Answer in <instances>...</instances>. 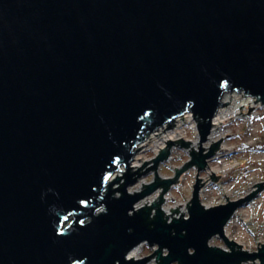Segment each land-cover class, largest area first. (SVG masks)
Returning a JSON list of instances; mask_svg holds the SVG:
<instances>
[{"label":"water","instance_id":"1","mask_svg":"<svg viewBox=\"0 0 264 264\" xmlns=\"http://www.w3.org/2000/svg\"><path fill=\"white\" fill-rule=\"evenodd\" d=\"M234 90L264 104V0H0V264H146L156 253L158 264H264V244L251 253L225 233L264 182L206 208L198 173L188 219L168 223L161 209L170 185L220 148L223 138L203 154L202 142ZM188 111L201 135L192 160L162 180L169 148L192 143L169 140L131 172L145 136ZM151 169L155 182L129 193ZM159 186L160 201L134 209ZM142 243L159 249L128 259Z\"/></svg>","mask_w":264,"mask_h":264},{"label":"rangeland","instance_id":"2","mask_svg":"<svg viewBox=\"0 0 264 264\" xmlns=\"http://www.w3.org/2000/svg\"><path fill=\"white\" fill-rule=\"evenodd\" d=\"M230 96L238 98V102L235 104L238 114L232 118L225 119L221 125V130L218 131V134L215 133L218 136L217 140L223 138L221 141L223 150L217 154V158L211 161L207 168L201 170L202 172L198 171L197 166H192L182 175L179 185L173 189L171 188L168 195L175 202L171 204L173 208L179 203L184 204L192 200L198 173V178L202 179L201 182L207 181L203 186V191L200 192L206 198V205L214 202H216L214 203L215 205L227 203V197H229V201L237 200L239 197H246L258 189V186L254 185L264 182V104L256 97L247 95L243 90L225 92L226 98ZM187 127L180 130L184 136L183 139L186 142H193L195 144L194 150L199 152L201 135L200 133L198 135L197 131L191 127V124ZM176 129L178 130L179 128ZM177 136H179V131L168 135L167 141L171 138L175 140ZM206 141L202 142V147L205 148L204 145L206 146V151L204 150L203 154L210 150L209 147L212 144ZM165 143H161V146ZM180 146L182 145L172 146L173 150L177 152L173 154L174 157L171 159L173 161H167L166 165L162 164V167L157 170L159 177H173L175 169L183 167L187 163L186 161L191 158L184 150V147ZM143 152L141 155L145 153ZM154 156L155 154L150 152L146 155L145 160L150 161L156 157ZM141 160L143 161L144 159L142 158ZM142 166L140 165V167ZM120 168L126 171V167L123 164ZM213 172L215 176L221 175L217 182L212 181L211 175H213ZM154 180L155 174L149 172L148 174L146 173L143 182L146 185H150ZM142 186L140 185L138 189L134 187L131 190H135V188L139 190ZM155 198L156 193H153L149 200L152 201ZM166 207L170 206L165 205L164 208ZM72 220L73 217H70L69 221L71 222ZM227 235L239 245L246 246L247 249L253 251L258 248L259 243V246L264 244V191L260 193L258 191L255 198L237 210L235 218L227 226ZM209 244L227 248L226 244L218 236L210 239ZM146 246L148 245L143 247L142 256L149 255L148 253L153 251L152 248Z\"/></svg>","mask_w":264,"mask_h":264},{"label":"built area","instance_id":"3","mask_svg":"<svg viewBox=\"0 0 264 264\" xmlns=\"http://www.w3.org/2000/svg\"><path fill=\"white\" fill-rule=\"evenodd\" d=\"M222 108V106L218 109V111L220 110ZM218 111H217V113H218ZM216 113V114H217ZM216 116V115H215ZM215 116H214V118H215ZM214 118H213V120H212V123L214 122ZM183 120V121H182ZM184 120H187L188 122L187 123H185L184 125H183V122H184ZM179 125V129L177 130V131H179V136H177L176 137V139L174 140V141H178V139H181V138H183L184 136H183V134L181 133V129L183 128V129H185L189 124H191V127L192 128H194L196 131H197V133H198V135H199V129H198V122L194 119V115H193V113L191 112V111H188V112H186V113H184L183 115H181V116H178V117H176L175 119H174V121H173V123L171 124V126H173V128H169V130L170 131H173V130H175V125ZM183 125V126H182ZM162 127H165V128H168V123H166V124H164ZM161 127V128H162ZM160 128V127H159ZM158 128V129H159ZM188 128V127H187ZM157 129V130H158ZM212 129H213V127H212ZM156 131V130H155ZM157 132V131H156ZM211 132H212V130H211ZM187 133V132H186ZM214 136H212L211 134L208 136V139H209V137L211 136V138L208 140L207 139V141L206 142H211L212 144L213 143H216V142H218L219 140H221V139H216L218 136H216L215 134H213ZM150 136H152V133H149L148 135H146L145 136V138H144V140L141 142V143H139L138 145H141L143 142H145V140L147 139V138H149ZM173 141V140H172ZM205 142V143H206ZM166 144H167V142L164 144V145H162L161 146V144H159V146H157L156 144H153V146H151V147H149L148 148V150L147 151H145V153L143 154V155H141V159L143 158L144 160V162L142 163L141 162V166L142 165H144V163L146 162V160H145V157H146V155L148 154V153H150V152H152V153H154L155 154V158H157L158 157V155L160 154V149H164V148H166L167 146H166ZM221 144H222V142L220 143V148L218 149V150H216V153L215 154H213L210 158H207L206 159V162H207V166L209 165V163L211 162V161H213V160H215L216 158H217V154H219L220 153V151H222L223 150V148L221 147ZM137 145V146H138ZM168 145V144H167ZM173 145H175V144H173ZM172 145V146H173ZM181 145V144H180ZM161 146V148H159ZM172 146L169 148V151H170V153H169V155H168V157L165 159V160H163V161H161L160 163H159V167H157V170L159 169V168H161L162 167V164H164V165H166L167 163V161H170L173 157H174V155L173 154H175L176 152L173 150V148H172ZM179 146V145H178ZM181 147V146H180ZM184 147V150L186 151V153L188 154V155H190L191 156V158L189 159V160H187L186 162L188 163V162H190L191 160H192V155H191V153L189 152V150H191V149H193L194 150V143L192 142V144L190 143V146L188 147V148H186L185 146H183ZM204 147L206 148V146L204 145ZM210 148V147H209ZM180 149V148H179ZM182 150H183V148H182ZM206 151V150H205ZM137 154V153H136ZM136 154H135V156H136ZM205 154V153H204ZM135 156H133L132 157V159H131V161H130V167H133L132 169H131V172H135L136 170H138V168H136L135 167V165H136V163H134V157ZM155 158H153V159H155ZM177 158V157H176ZM152 159V160H153ZM171 161H173V160H171ZM170 161V162H171ZM148 162H150V161H148ZM185 162V163H186ZM124 165V164H123ZM152 165H154V161H152V162H150V163H148V165L147 166H145L144 168H143V170L142 171H145L148 167H150V166H152ZM125 166V165H124ZM194 166H196V165H194ZM207 166H206V168H207ZM197 168H198V166H197ZM120 170H122L120 167H119V169L113 174V175H111L112 176V181L118 176V177H121L122 176V174L124 173V172H127V168H126V171H124V170H122V171H120ZM198 171L200 172L201 170H199V168H198ZM149 172L150 173H154L155 174V172H156V169H151V170H149ZM149 172H147V174L149 173ZM175 174H176V169H175ZM202 172V171H201ZM157 173H158V171H157ZM175 174H174V176L173 177H168V178H161L162 180L163 179H171V178H174L175 177ZM201 175V174H200ZM111 176L109 177V179L111 178ZM146 176V174H142L140 177H138L137 178V180L133 183V184H131V185H129L128 186V192L129 193H131V194H135V192H141V191H144L147 187H144V185H143V183L146 185V183L145 182H143V180H144V177ZM158 176H159V174H158ZM136 176L134 175V176H132V178H135ZM155 177H156V174H155ZM181 178H182V176L179 178V180H177V181H179L178 183H172L171 185H170V188H168V190L163 194V198L165 199V201L161 204V209L164 211V213L167 215V216H169L167 213H170V214H172V215H174L173 214V211L171 210V209H177L178 208V206H180V205H183L182 207H179V209L182 211V212H180L178 215H175V216H173V217H169L168 218V220H167V222L168 223H171L172 222V220H173V218L174 217H176V219H179L180 217H181V214L182 213H185L184 214V219H188L189 217H190V212H189V209H188V206H187V204L191 201H188L187 203H184V204H182V203H179L176 207H172V203H175V202H173V199L172 198H169V192H170V189L172 188H174V187H176V186H178L179 185V183H180V181H181ZM108 179V180H109ZM112 181H107V183L109 184V183H111ZM123 182H125V178H122L121 179V181L119 182V183H115L114 185H113V188L115 189V188H117L118 186H120L121 185V183H123ZM155 182V180L152 182V183H154ZM151 183V184H152ZM201 183H205V180L203 181V182H201ZM140 185H143L142 186V188H140L139 190H136V188L138 189L139 187H140ZM149 185V184H148ZM205 185V184H204ZM203 185V186H204ZM200 187V190H199V197H200V201H201V203L206 207V208H210V207H212V206H215V204L214 203H216V202H214L213 204H209V205H206V198H205V196H202V194L200 193V192H202L203 191V188L204 187ZM134 187H136L135 188V190H131V189H133ZM163 190H164V188L163 187H161V186H159L158 188H157V190L154 192V193H156V198L154 199V200H149V197H151V194L150 195H147L145 198H143L142 200H144V201H142V200H140L139 202H137L135 205H134V209L135 210H138V209H140V208H142L143 206H145L146 204H147V206H151L152 205V203L157 199V201H160V199L158 198L160 195H161V193H163ZM172 191V190H171ZM153 194V193H152ZM116 195L117 196H119V195H121V193L119 192V191H117L116 192ZM142 201V202H141ZM208 203H209V201H208ZM141 204V205H140ZM221 204H223V203H221ZM165 205H169L170 207H166V208H164V206ZM189 205H190V203H189ZM156 210L157 209H155V208H152V210H151V217L153 218L155 215H156ZM176 213V212H175ZM236 214H237V211L233 214V216L231 217V219H230V221H229V223L233 220V218H235V216H236ZM165 218L167 219V217L165 216ZM229 223L226 225V227H225V233H226V235H227V226L229 225ZM228 236V235H227ZM145 245H148V246H146V247H148V248H152L153 249V251H151V252H149L148 254L149 255H145V256H142L141 255V252H142V250H144L143 249V247L145 246ZM142 247V248H141ZM227 247V246H226ZM244 247V248H243ZM242 248V250H244V251H248V252H256V251H258V248H256V250H250V249H247L246 248V246H243ZM222 248V247H221ZM157 249H159V246L158 245H149L148 243H142L141 245H139L138 247H136L135 249H133L128 255H127V258L128 259H132V258H134L135 260H139V259H142V258H144V257H148V256H150V254L152 255L154 252H155V250H157ZM223 249H225L226 251H229L230 249L227 247V248H224L223 247ZM132 252H134V255H132ZM140 253V254H139ZM168 253H169V250L167 249V248H163V250H162V255L163 256H166V255H168ZM141 255V256H140ZM157 256H158V253H156L153 257H150V260L149 261H147V263L146 264H158V262H160V259H158V262H157ZM255 262V263H254ZM244 264H260V260L259 259H255V260H252V261H247V262H245Z\"/></svg>","mask_w":264,"mask_h":264},{"label":"bare ground","instance_id":"4","mask_svg":"<svg viewBox=\"0 0 264 264\" xmlns=\"http://www.w3.org/2000/svg\"><path fill=\"white\" fill-rule=\"evenodd\" d=\"M233 95V94H232ZM224 97L222 98V102L223 104L224 103H228L227 105L225 106H222V108L218 111V113L216 114L215 118H214V122L212 123V127L213 129L212 132L210 133L212 136H214L213 134L217 133L218 134V131L221 130V125L224 123V120L229 118V117H233V116H236L238 114V111L236 110V107H235V104L238 102V98H235L233 96H230L229 98H226L225 97V94L223 95ZM240 100V99H239ZM183 121V120H182ZM188 121L187 120H184L183 122V125L185 123H187ZM182 125V126H183ZM162 127V126H161ZM159 128L158 131H154L152 132V136H150L149 138H147L145 140V142H143L141 145H138L137 148L134 149V151H136L137 149L141 148L139 151H137L135 154H134V163H136L135 167L138 168L140 167V164L141 162L143 163V161L141 160V153L145 150H147L149 147L153 146V144H156L158 146V144H161V143H165L167 141V138H168V135H172L173 132H176L177 129L176 128H179V125H175V130L173 131H170L169 129L165 128V127H162V128ZM161 133V134H160ZM211 138V136L209 137V139ZM169 140H174V139H169ZM153 143V144H152ZM195 145V144H194ZM144 151V152H145ZM143 152V153H144ZM148 165V164H147ZM146 165V166H147ZM112 176L111 178L108 180L109 181H112ZM144 201V200H142ZM141 201V202H142ZM141 205V204H140ZM180 210V209H179ZM180 212H182L180 210ZM179 212V213H180ZM178 213V214H179ZM168 215L170 213H167ZM177 215V213H175L174 215L172 216H175ZM171 215H169V217H172ZM132 255H134V252H132Z\"/></svg>","mask_w":264,"mask_h":264},{"label":"flooded vegetation","instance_id":"5","mask_svg":"<svg viewBox=\"0 0 264 264\" xmlns=\"http://www.w3.org/2000/svg\"><path fill=\"white\" fill-rule=\"evenodd\" d=\"M263 185H264V184H263ZM263 191H264V187L259 191V193H260V192H263ZM240 198H245V197H239L238 199H240ZM248 202H249V201H247L246 203H248ZM246 203H245V204H246ZM245 204H244V205H245Z\"/></svg>","mask_w":264,"mask_h":264}]
</instances>
